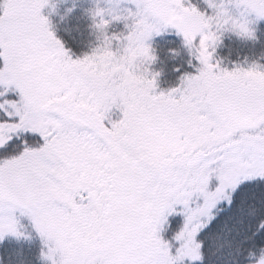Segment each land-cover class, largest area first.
Segmentation results:
<instances>
[{"label": "snow or ice", "instance_id": "obj_1", "mask_svg": "<svg viewBox=\"0 0 264 264\" xmlns=\"http://www.w3.org/2000/svg\"><path fill=\"white\" fill-rule=\"evenodd\" d=\"M133 2L143 18L120 52L72 59L47 0H0V97L18 91L0 99V238L19 235V208L52 264H264V70L213 64L218 37L196 7ZM236 2L264 17V0ZM161 25L201 67L156 93L158 74L135 66ZM170 215L182 223L165 240Z\"/></svg>", "mask_w": 264, "mask_h": 264}, {"label": "trees", "instance_id": "obj_2", "mask_svg": "<svg viewBox=\"0 0 264 264\" xmlns=\"http://www.w3.org/2000/svg\"><path fill=\"white\" fill-rule=\"evenodd\" d=\"M187 3L205 16L210 15L203 0H186L184 4ZM94 6L89 0H47L42 8L41 15L47 18L49 30L72 59L89 55L106 42H110L113 52H120L131 32L133 22L109 18H102L107 24L101 31V28L97 27L101 23V17L92 15ZM99 6L102 7L100 4ZM250 16L252 21L249 20L248 27L251 29V36L228 30L227 26L212 27L218 37L214 50L209 49L213 64L218 62L221 69L228 71L237 67L247 69L252 65L264 70V17ZM126 23L128 28L125 27ZM148 44L154 59L151 63L139 60L135 71L138 74H158L156 93L177 87L182 76L195 75L201 67L192 49L185 43L183 35L174 27L162 26L159 32L152 34ZM2 90L0 86V91ZM3 98L17 99L18 91L10 86L5 97H0ZM112 116H115L114 111ZM167 219L168 224L166 223L161 231L162 239L165 240L170 239L182 223L180 215H170ZM16 222L19 235L6 233L0 238V264H52L46 255H42L47 254L48 248L51 247L50 241L45 244L44 238L28 218L20 217ZM53 259H56V256Z\"/></svg>", "mask_w": 264, "mask_h": 264}, {"label": "rangeland", "instance_id": "obj_3", "mask_svg": "<svg viewBox=\"0 0 264 264\" xmlns=\"http://www.w3.org/2000/svg\"><path fill=\"white\" fill-rule=\"evenodd\" d=\"M89 1H90L91 5H93V6L95 5L94 7H97L98 6L99 8H103V9H106V10L116 9V10H118L121 13H124L125 10L131 11L133 13H137L138 11H142L143 10V6H141V9H137V5H136V3L133 2V0H89ZM185 1L186 0H181V3L185 7L192 6L190 3L184 4ZM188 1L189 0H187V2ZM203 1L206 4V6L208 7V12L210 13V15H213V11L214 10L209 7V5L207 3V0H203ZM217 2H219V0H217ZM99 4L102 7H100ZM224 4H225L226 8L228 9V11L233 16H241L242 15L243 18L246 19L248 22L251 19V16L250 15H256L254 12H251L249 10H246L242 5L237 6L236 0H224ZM169 10H174V5L170 6V9ZM41 12H42V9H41ZM102 18L103 19H105V18L111 19L109 17V15H107V14H104ZM142 18L143 17H138L136 15L135 18L129 17L127 20H129V22H133V23H131V28H133V26L139 22V19H142ZM112 20H114V19H112ZM119 20H123V19H119ZM250 21H252V20H250ZM162 26L163 25L160 26V29H161ZM215 26H217V25H213L212 27L214 28ZM152 34L150 35V37L152 36ZM150 37L145 41V44L147 46L149 45L148 42H149ZM142 60L143 59H141V61ZM113 111L115 113V116L114 117L112 116V118L113 119H117L119 117V115H120L119 114V111L116 110V109H114ZM12 215H13V217H14L15 220H17L20 217H25V218H28L32 222V220L30 219V217L27 215V211L25 209H19L18 208L16 210H14V212L12 213ZM164 227H165V224L161 226V231L164 229ZM159 234L161 236V232ZM161 238H162V236H161ZM50 243H51V241H50ZM56 259L57 260L59 259V255L58 254L56 255Z\"/></svg>", "mask_w": 264, "mask_h": 264}, {"label": "clouds", "instance_id": "obj_4", "mask_svg": "<svg viewBox=\"0 0 264 264\" xmlns=\"http://www.w3.org/2000/svg\"><path fill=\"white\" fill-rule=\"evenodd\" d=\"M207 3L208 5L210 4L211 5L210 8L214 10L213 15H210V17L212 18L211 23L213 25H218L219 28H225L227 26L228 30L237 31L239 34H242L238 27L240 25L246 26L251 31V29L248 27V21L244 19L242 15L233 16L226 8L224 4V0H219V2H217V0H207ZM237 6H239L238 3ZM170 11H174V10H170ZM97 13H99V15H97ZM104 14L109 15V17L114 20H119V19L127 20L129 17L135 18V16L137 15V13H133L128 10H125L124 13H121L116 9L106 10L99 7H94L92 9V15L94 17L100 16L101 20ZM125 27L128 28L129 25L126 23ZM101 31H102V27H101Z\"/></svg>", "mask_w": 264, "mask_h": 264}]
</instances>
